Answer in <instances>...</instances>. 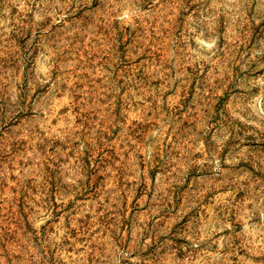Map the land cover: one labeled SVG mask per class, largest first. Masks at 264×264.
<instances>
[{
	"label": "rangeland",
	"instance_id": "obj_1",
	"mask_svg": "<svg viewBox=\"0 0 264 264\" xmlns=\"http://www.w3.org/2000/svg\"><path fill=\"white\" fill-rule=\"evenodd\" d=\"M0 264H264V0H0Z\"/></svg>",
	"mask_w": 264,
	"mask_h": 264
}]
</instances>
